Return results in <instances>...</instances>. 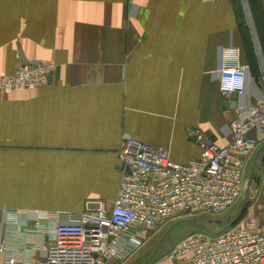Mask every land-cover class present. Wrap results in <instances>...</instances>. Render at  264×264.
I'll list each match as a JSON object with an SVG mask.
<instances>
[{
  "label": "crops",
  "instance_id": "0c3cea01",
  "mask_svg": "<svg viewBox=\"0 0 264 264\" xmlns=\"http://www.w3.org/2000/svg\"><path fill=\"white\" fill-rule=\"evenodd\" d=\"M257 1L264 20V0ZM134 3L0 0V78L24 59L56 65L39 89L0 91V241L8 233L6 209L111 206L124 133L188 163L201 153L190 129L227 145L238 107L263 97L264 70L250 60L249 50L257 51L243 0ZM229 45L249 70L245 94L225 98L217 69L219 49Z\"/></svg>",
  "mask_w": 264,
  "mask_h": 264
},
{
  "label": "built area",
  "instance_id": "2783aa9c",
  "mask_svg": "<svg viewBox=\"0 0 264 264\" xmlns=\"http://www.w3.org/2000/svg\"><path fill=\"white\" fill-rule=\"evenodd\" d=\"M218 59L222 96H243L249 67L242 64L240 49L222 46ZM55 70L51 62L20 65L14 75L0 78V91L39 89ZM188 135L201 153L179 163L168 148L124 133L119 152L122 177L111 206L98 200L87 202L81 212L4 210V264H125L170 222L226 213L243 200L251 159L264 143V95L238 107L228 125L227 145H218L200 129H190ZM256 198L224 233L186 238L168 259L172 264H264V177L253 183L249 202Z\"/></svg>",
  "mask_w": 264,
  "mask_h": 264
},
{
  "label": "rangeland",
  "instance_id": "374dc122",
  "mask_svg": "<svg viewBox=\"0 0 264 264\" xmlns=\"http://www.w3.org/2000/svg\"><path fill=\"white\" fill-rule=\"evenodd\" d=\"M243 11L247 15L249 21H251L250 23H251L252 31L254 33L253 34L254 38H253V41L250 42V46L253 50L256 49L257 52H255L254 56L257 59V63L262 64V67L264 70V59H263L264 53L261 49L262 47H261L259 35L257 33L256 24L253 19L254 16H253L252 9L250 7V0H243ZM258 152L251 159L249 169H248V178H249L251 169L253 167V164H254V161H255V158ZM262 154L263 152L258 155L257 170L255 173V178L259 181H261L264 177V165L261 164V160H260ZM256 197H258V194H256ZM256 202H257V198L253 199L251 202H248V205L250 203L251 205H253ZM241 204H242V201L236 206L232 207L229 211H227L224 214H220L216 216L202 214L198 216H189V217L179 218V219H176L170 222L169 225H167L161 232L155 235L154 238L150 242L145 243L141 249H139L131 258H129L126 261L127 263L125 264H145L149 260V258L152 256L156 247L161 243L167 231L169 233L168 235H166L164 241L162 242L160 250L154 257L153 262L151 264L161 259H168V255L171 253V251L175 249V247L181 241L191 236H196L200 233H205L187 222H181L174 227H173V224L180 222L181 220L185 218L187 219L189 218V219H193L199 222L200 224L208 227L209 229L213 231H217L236 218V216L239 214V211L241 209Z\"/></svg>",
  "mask_w": 264,
  "mask_h": 264
},
{
  "label": "water",
  "instance_id": "95a60500",
  "mask_svg": "<svg viewBox=\"0 0 264 264\" xmlns=\"http://www.w3.org/2000/svg\"><path fill=\"white\" fill-rule=\"evenodd\" d=\"M27 60H23V65L27 64ZM264 150V148L262 147L253 164V167L251 169L250 175H249V180H248V184L246 187V192H245V196L242 200V204H241V209L239 211V214L236 216V218L234 220H232L231 222H229L228 224H226L225 226H223L221 229L217 230V231H213L211 229H209L208 227L200 224L199 222L193 220V219H183L180 222H177L175 224H173V227L176 226L177 224L181 223V222H187L189 224H191L192 226L196 227L197 229L203 231V232H207V233H211V234H222L224 233L226 230H228L229 228H231L234 224H236L243 216V214L245 213V210L247 208L248 202L250 200V196H251V191H252V186L253 183L255 181V173H256V169H257V162H258V155L260 154V152H262ZM168 231L166 232L164 238L162 239L161 243L156 247V249L154 250L152 256L149 258V260L145 263V264H151L153 262L154 257L156 256V254L158 253V251L160 250V247L162 245V242L164 241L166 235H168Z\"/></svg>",
  "mask_w": 264,
  "mask_h": 264
},
{
  "label": "trees",
  "instance_id": "16d2710c",
  "mask_svg": "<svg viewBox=\"0 0 264 264\" xmlns=\"http://www.w3.org/2000/svg\"><path fill=\"white\" fill-rule=\"evenodd\" d=\"M250 7L252 9L254 17H256L255 18L256 25L258 28L259 38H260V42L262 44V49H263V53H264V20L262 18L261 9L258 5V1L257 0H250ZM248 47H249V45H248ZM249 56H250V60L252 62L254 61L255 65H256L257 59L255 58V56L253 55V53L250 50H249Z\"/></svg>",
  "mask_w": 264,
  "mask_h": 264
}]
</instances>
